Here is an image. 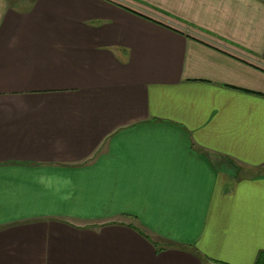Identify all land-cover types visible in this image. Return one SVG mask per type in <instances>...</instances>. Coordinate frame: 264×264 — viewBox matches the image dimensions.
Wrapping results in <instances>:
<instances>
[{
	"label": "crops",
	"instance_id": "crops-1",
	"mask_svg": "<svg viewBox=\"0 0 264 264\" xmlns=\"http://www.w3.org/2000/svg\"><path fill=\"white\" fill-rule=\"evenodd\" d=\"M0 264H264V0H0Z\"/></svg>",
	"mask_w": 264,
	"mask_h": 264
}]
</instances>
